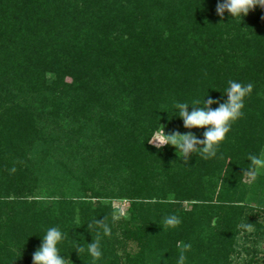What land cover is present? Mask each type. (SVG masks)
I'll return each instance as SVG.
<instances>
[{
	"label": "trees",
	"instance_id": "1",
	"mask_svg": "<svg viewBox=\"0 0 264 264\" xmlns=\"http://www.w3.org/2000/svg\"><path fill=\"white\" fill-rule=\"evenodd\" d=\"M216 3L0 0V264H32L53 226L72 264H234L242 235L264 240V170L243 175L264 159V8L221 19ZM229 80L253 91L215 158L148 144L159 123L189 131L175 103L220 99ZM95 217L112 231L93 261L71 241L96 239Z\"/></svg>",
	"mask_w": 264,
	"mask_h": 264
},
{
	"label": "clouds",
	"instance_id": "2",
	"mask_svg": "<svg viewBox=\"0 0 264 264\" xmlns=\"http://www.w3.org/2000/svg\"><path fill=\"white\" fill-rule=\"evenodd\" d=\"M257 6L264 8V0H217L215 13L221 19H224L227 13L232 18L231 20L239 19L242 21V17L247 16ZM252 91V83L245 84L236 80H229L223 92L219 91L221 93L220 99H212L207 93L202 101L177 102L174 104V114L171 118H179L183 127L189 131L166 133L164 126L159 123L146 140L158 151L163 150L166 145L173 147L177 157L183 158L187 163L195 156H200L205 160L215 158L217 149L226 139L232 124L242 117L245 99ZM190 107L191 111H189ZM191 129H203L204 131L202 136H197L190 131ZM246 161L250 163L247 168H244L243 175H247L250 181L255 180L257 169L264 167V159L258 154H250ZM76 223L77 225L80 224L79 221ZM178 223L179 219L174 214L163 218V224L167 227H175ZM83 225H87V231L90 234L93 231L96 232L97 238H92L91 243L85 242L82 236L78 240H72L73 251L79 257L81 254H86L93 261L98 260L102 256L100 234L110 235L111 225L104 218L97 219V217L90 219ZM78 227L80 226L76 228ZM241 227L249 229L251 224H244ZM68 237V233L59 227L47 228L44 235L40 236L39 247L32 254V264H72L69 258L70 253L65 256L60 252L61 243ZM185 259L184 255H180L176 264H185Z\"/></svg>",
	"mask_w": 264,
	"mask_h": 264
},
{
	"label": "rangeland",
	"instance_id": "3",
	"mask_svg": "<svg viewBox=\"0 0 264 264\" xmlns=\"http://www.w3.org/2000/svg\"><path fill=\"white\" fill-rule=\"evenodd\" d=\"M165 128V132L166 133H170V129L163 125ZM261 170H264V167H260ZM112 205L114 207V211H115V217L117 219L125 216L126 214V210L128 208V202L125 200H114L112 202ZM246 237V236H245ZM251 238H244V235L241 236L240 241H239V251H240V255L237 256V258L234 261V264H242V261L246 259V254L244 252H242L241 250L245 247L247 248H254L253 250L255 251V253H257V260L259 261V264H264V240H259V242L254 246L251 242ZM256 249V250H255Z\"/></svg>",
	"mask_w": 264,
	"mask_h": 264
}]
</instances>
